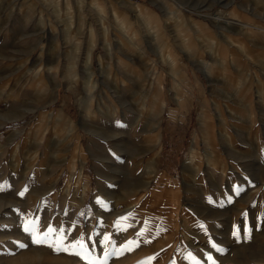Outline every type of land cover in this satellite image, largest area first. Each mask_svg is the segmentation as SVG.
<instances>
[{
	"label": "rangeland",
	"instance_id": "rangeland-1",
	"mask_svg": "<svg viewBox=\"0 0 264 264\" xmlns=\"http://www.w3.org/2000/svg\"><path fill=\"white\" fill-rule=\"evenodd\" d=\"M165 1L0 0V264H264V0Z\"/></svg>",
	"mask_w": 264,
	"mask_h": 264
},
{
	"label": "crops",
	"instance_id": "crops-1",
	"mask_svg": "<svg viewBox=\"0 0 264 264\" xmlns=\"http://www.w3.org/2000/svg\"><path fill=\"white\" fill-rule=\"evenodd\" d=\"M131 5L134 8V10L136 12H138V14H140V16L142 17V19L144 20V23H146V25L148 24V22H149L150 19H153V21H154V14L150 10H148L146 7H143L139 2L131 3ZM162 6H163L165 12H167L168 14H172V15L174 14L175 10H173V8L170 6V4L167 3L165 0H163V5ZM114 16H115V19L118 22L121 21L122 16L121 15H118L117 12H114ZM174 18H175L174 24L177 25L178 23H180L182 21L183 15H182V13H177L174 16ZM217 21H220V20H217ZM148 32L153 33V32H151V28H150L149 25H148ZM183 45L188 50V53L191 56H193L195 58V60L199 63V65L201 66V68L203 69V71L205 72V74L207 76H212L213 75V69L214 68L212 67L211 63H209V62L205 61L204 59H202V57L199 55V53L197 51H194L193 50V46L189 42H185L184 41L183 42ZM207 49L212 54L213 57H215L217 55V43H216L215 39L212 38V40H210L208 42ZM167 59H168L169 62H172V63L175 61L172 55H167ZM218 60H220L221 64H223L224 60L222 58L221 59H218ZM210 68H212V69L210 70ZM147 73L148 74H153V76H159V75H157L159 73H158V71L156 70V68L154 66L152 68L150 67ZM221 74L223 75V73H221ZM222 77L226 78L225 76H222ZM160 92H161V88H160L159 85H157L156 86V90H155V93H157L156 96H160ZM163 103L164 102L161 99L160 100L161 106H164ZM157 113L160 114L161 113V110H159ZM220 116H222L221 113H220ZM203 117H205L204 114H203ZM60 120H62V119L60 118ZM204 124H205V120L202 118L200 120V125H201L202 128L204 127ZM158 127H159V122H155L153 128L154 129H158ZM206 135H207L206 140L209 142L210 141V137H208L209 134L206 133ZM155 137H156V141H158L159 140V137H160V134L157 133L155 135ZM210 157L211 158L214 157L211 152H210ZM83 161L84 160H82L81 162H83ZM174 199H176V198L173 197V202L177 201V200H174Z\"/></svg>",
	"mask_w": 264,
	"mask_h": 264
},
{
	"label": "snow or ice",
	"instance_id": "snow-or-ice-1",
	"mask_svg": "<svg viewBox=\"0 0 264 264\" xmlns=\"http://www.w3.org/2000/svg\"><path fill=\"white\" fill-rule=\"evenodd\" d=\"M25 231H30V229L28 227H25ZM53 232L54 230L49 228L48 229V232L45 233L44 235L40 236V235H35L33 234L32 236V244L33 245H36V246H47L51 249H53L55 252L59 253L61 251H68V249H66L61 241L63 239V237H60L59 239H56V240H51V237L53 235ZM138 235L142 236L144 235V232L142 231L141 233H139ZM51 240V242H50ZM109 240V237H105V241H108ZM133 242L132 241H129L128 242V245H126L124 248H122L120 251L123 252V251H126V250H130L129 248V245H131ZM77 245H73L72 247L75 248ZM17 247L19 249H25L27 248L28 246L25 245V244H18ZM113 254H116L115 252ZM211 259V257H210ZM142 264H146V262H142Z\"/></svg>",
	"mask_w": 264,
	"mask_h": 264
},
{
	"label": "bare ground",
	"instance_id": "bare-ground-1",
	"mask_svg": "<svg viewBox=\"0 0 264 264\" xmlns=\"http://www.w3.org/2000/svg\"><path fill=\"white\" fill-rule=\"evenodd\" d=\"M98 9H100V8L97 7V10H98ZM210 70H211V68H210ZM89 96H90V95H89Z\"/></svg>",
	"mask_w": 264,
	"mask_h": 264
}]
</instances>
